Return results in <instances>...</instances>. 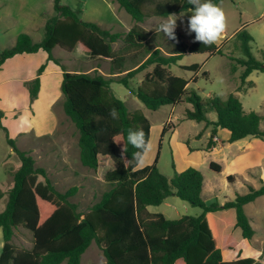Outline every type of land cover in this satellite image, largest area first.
Returning a JSON list of instances; mask_svg holds the SVG:
<instances>
[{
	"label": "trees",
	"instance_id": "obj_1",
	"mask_svg": "<svg viewBox=\"0 0 264 264\" xmlns=\"http://www.w3.org/2000/svg\"><path fill=\"white\" fill-rule=\"evenodd\" d=\"M117 1L136 22L127 32H114L97 22L84 20L80 10L54 0L55 15L47 21L40 42L21 33L14 45L0 50V68L16 54L48 52L50 59L63 70L64 110L79 131L80 161L94 170L110 162L114 164L104 175L109 189L88 210H80L72 200L78 187L58 189L46 168L38 166L30 151L21 149L9 135L1 124L0 113V127L7 132V141L21 162L13 172L6 206L0 211L4 238L0 264H82L84 253L93 242L102 250L108 264H255L248 242L256 229L245 206L264 196V180L259 188L250 185L247 193H237L224 204L219 201L208 204L203 195L205 175L199 168L189 166L178 171L173 162L175 177L171 180L158 168L164 136L170 128H175L174 124L170 128L164 126L155 162L147 166L136 164L132 154L138 150L128 143V130L142 129L149 144L151 123L141 110L129 109L111 88V82L123 84L151 110L188 102L192 107L186 108L184 119L204 122L214 136L219 128L228 129L230 143L247 137L264 141L261 128L264 114L246 111L236 93L227 99L211 95L205 101L197 91L188 90L190 81L198 80L197 75L186 79L171 72V66L178 64L187 52L223 54L229 39L221 45L216 42L204 45L197 40L188 44L176 28L175 38L164 49L160 23L154 30H147L140 23L194 6L188 0ZM220 1L213 0L217 5ZM234 38L235 47L243 55L229 56L235 61L231 70L243 68L236 88L243 91L254 86L247 79L255 70L264 72V62L252 53L253 37L246 26ZM117 42L120 45L114 48ZM78 46L93 58L109 60L110 77L70 71L52 54L56 47L72 51ZM185 68L198 73L202 65L193 63ZM44 69L45 64L29 82L32 100L38 96ZM143 71L142 81L134 87L133 79ZM203 75L208 76V72L204 71ZM113 109L117 112L115 119L110 115ZM213 112L216 120L210 118ZM215 143L211 138L207 148ZM187 145L194 149L189 139ZM210 168L218 173L222 169L215 162L210 163ZM228 179L233 181L234 176ZM174 194L199 207L201 213L170 219L163 213L148 211V206L161 205ZM21 226L32 232L30 248H18L13 243L15 229Z\"/></svg>",
	"mask_w": 264,
	"mask_h": 264
},
{
	"label": "rangeland",
	"instance_id": "obj_2",
	"mask_svg": "<svg viewBox=\"0 0 264 264\" xmlns=\"http://www.w3.org/2000/svg\"><path fill=\"white\" fill-rule=\"evenodd\" d=\"M9 1L12 4L11 7L15 16L19 15V12H17L18 1ZM43 3L47 5L46 0ZM62 3L71 6L73 9L80 10V15L84 20L97 22L104 28L111 29L114 32H127L136 23L132 16L120 6L117 0H62ZM218 6L223 10L225 15V31L222 32L216 43L221 45L225 40L229 39V42L223 47V54L210 55L209 53L187 52L178 64L171 66V72L186 79L197 75L198 80L196 82L190 81L188 90L197 91L205 101L211 95H218L223 99H227L231 93H236L246 111H256L264 114V72L253 71L247 80L253 81L254 86L243 91H236L237 86L240 84L239 77L243 68L238 66L236 71L232 72L231 69L235 65V61L229 57L230 55L242 57L241 51L235 47L236 39L234 35L238 30L246 26L247 31L253 37V41L251 42L252 53L257 59L264 62V0H221ZM42 8L45 7L42 6ZM183 12L182 18L180 17L181 12L176 14L178 17L177 28L184 34L185 41L191 44L196 36L195 31L188 32L187 22L192 13L188 10ZM0 15V32H2L0 34V50H4L9 47L11 43L10 38L16 37L25 28V18L21 16L22 18H18V22H15L14 19L4 15V12H1ZM166 18L168 16L147 18L140 24L148 30H154ZM44 34L45 31L42 32V37H44ZM38 35L40 34L38 33ZM38 35L34 36V39L38 38ZM31 38L33 40L32 36ZM170 39L165 34L163 35L161 45L164 49H166V45ZM119 45L120 42L115 43L114 48H118ZM54 55L64 62L65 68L68 70L89 72L93 75L101 74L107 77L111 75L109 60L90 57L81 47L75 52L57 48ZM193 63L202 65L198 73L185 68V66ZM40 67L41 64L38 69ZM204 71L208 72V76L203 75ZM143 77L144 71L138 73L133 79L132 85L136 87ZM111 88L118 98L126 102L129 109L133 111L141 110L150 120L151 136L148 144L149 151L146 152L144 162L140 166L151 165L155 162L159 150L160 136L165 125L170 128L174 124L176 129L170 128L164 136L158 168L170 180L175 177L173 162H175L178 171L186 167L183 155L177 154L174 149L175 141L180 145L181 143L187 144V140L189 139L191 147L197 148L206 145L208 139L212 138L211 128L207 135H203L204 122L198 123L189 119H181L184 117L186 108L192 107L188 102H182L175 106L163 105L158 110H151L123 84L114 81L111 82ZM13 102L15 104L18 102V105L23 107L27 103V100H24L21 95V99H8L5 102V106ZM46 102L48 101L43 97L42 103L46 104ZM5 106H1V111L5 109ZM3 112L6 111L4 110ZM56 112L59 115V124L50 136L45 134L36 138L32 134L18 133L12 137L21 149L30 151L38 166L46 168L58 189L66 191L73 186L78 187V191L72 197V200L78 203L80 210L85 211L99 201L102 194L109 189L104 175L114 164L111 162L107 163L99 170L84 166L79 158V133L65 115L64 99L61 98L58 101ZM209 115L214 117L215 113L213 112ZM18 126L16 124L15 129H18ZM261 128L264 129V121L261 123ZM211 157H215V155L211 154ZM20 165L21 162L18 156L12 151V147L7 141V132L0 127V211L4 209L8 201V191L13 185V172ZM200 170L207 177L217 176L218 174V172L213 171L209 167L208 163L201 164ZM242 192H247V190L241 188L235 191L234 186L229 183L223 195L221 194L220 199L224 195H227V199H234L237 193ZM167 201L169 204L163 203L161 205L148 206V211L152 214L164 213L170 219L178 218L180 216L179 213L198 215L202 211L199 207H194L189 202L175 195L170 196ZM246 211L250 215L252 224L258 231L255 240L258 241L260 237L261 240H264V234L262 233L264 230V196H260L257 201L247 205ZM13 243L18 248L32 247V232L23 226L15 229ZM3 245V231L0 229V254ZM62 264H66V262ZM82 264H108L96 242H93L84 253ZM255 264H263V262L256 260Z\"/></svg>",
	"mask_w": 264,
	"mask_h": 264
},
{
	"label": "crops",
	"instance_id": "obj_3",
	"mask_svg": "<svg viewBox=\"0 0 264 264\" xmlns=\"http://www.w3.org/2000/svg\"><path fill=\"white\" fill-rule=\"evenodd\" d=\"M17 1V12H19V15L15 16L11 7L12 4L9 0H0V13L4 12V15L8 18L14 19L15 22H18V18L21 19V16H23V18H25V28L20 33H27L33 37L34 42H40L43 39L41 34L45 31L47 21L55 15L54 0H46L47 5L43 3L44 0ZM42 6L45 8H42ZM1 33L2 32H0V34ZM20 33H18L16 37L10 38L11 43L9 47L15 44ZM38 33L40 35H38ZM36 34L39 37L34 39V36H37ZM79 47L80 46L73 49L72 52L77 51ZM57 48L60 47L54 48L52 54L55 59L59 60V58L54 55ZM60 62L64 65L63 61ZM40 64L41 66L42 64H45V69L40 75V90L38 96L32 100L29 82L33 81L38 76V67ZM60 66L61 65L54 59H50L49 53L44 50H39L36 53L16 54L15 56L7 59L1 66L0 108L2 105L5 106V102L8 99H21V95L24 100H27V103L23 107H20L18 102L17 104L13 102L12 104L4 107L6 112H3L4 110L1 111L0 109V113H2L1 124L7 128L11 137L18 133L32 134L36 138L45 134L50 136L51 133L56 130L59 124V115L56 112V105L61 98L64 99L65 102V96L61 90L63 70ZM43 97L48 101L46 104L42 103ZM65 115L67 116L66 113ZM210 118L212 120H216V114L214 117L210 116ZM181 119H184V117ZM16 124L19 125L17 127L18 129H15ZM20 127L21 129H19ZM210 128L211 127L206 128L204 126V136L207 135ZM175 129L176 127L174 130ZM230 136L231 132L228 129L219 128L216 136L212 134V138L216 141V143L211 148H207V144L210 139H208L206 145L197 148L193 147V150H191L187 144L181 143L178 145L176 141L174 143L176 153L180 155L182 154V157H184V161L186 162V167L180 169L179 171H182L189 166H195L200 169L201 164L203 163H208L209 167L211 162L221 165V172H219L217 176L207 177L205 175L203 195L208 204L215 201H219L221 204H224L225 201L229 200L227 199V195H224V197L220 199L221 194L223 195V192L226 187H228L229 183L234 186L235 191L245 188L248 192L250 185L255 188H259L262 185L261 180H264V141L260 138L247 137L230 143L228 142ZM211 154H214L215 157H211ZM230 175L234 176L233 181L228 179V176ZM247 192H242L241 194ZM259 198L260 197L257 199ZM167 199L164 203L169 204ZM257 199L255 201H257ZM247 205L245 206V210ZM179 214V217L184 215L181 213ZM255 229L256 234L253 239L248 242V246L250 247L251 254L255 257V259L259 262L262 261L264 264V240H261V237L258 238V241L255 240L258 235L257 228ZM262 233L264 234V230Z\"/></svg>",
	"mask_w": 264,
	"mask_h": 264
},
{
	"label": "clouds",
	"instance_id": "obj_4",
	"mask_svg": "<svg viewBox=\"0 0 264 264\" xmlns=\"http://www.w3.org/2000/svg\"><path fill=\"white\" fill-rule=\"evenodd\" d=\"M188 4L194 6L188 10L192 13L187 22L188 32L195 31V40L203 42L204 45L217 42L225 28L223 10L213 0H188ZM183 15L184 12H181L180 17L182 18ZM177 19L176 14H169L168 18L159 24V31L163 32L168 38H175ZM110 115L114 119L117 118L116 110L113 109ZM127 141L133 148L138 150L132 154V159L136 164H142L146 152L149 151L144 131L142 129H129Z\"/></svg>",
	"mask_w": 264,
	"mask_h": 264
},
{
	"label": "bare ground",
	"instance_id": "obj_5",
	"mask_svg": "<svg viewBox=\"0 0 264 264\" xmlns=\"http://www.w3.org/2000/svg\"><path fill=\"white\" fill-rule=\"evenodd\" d=\"M193 157V156H192ZM194 158V157H193Z\"/></svg>",
	"mask_w": 264,
	"mask_h": 264
}]
</instances>
